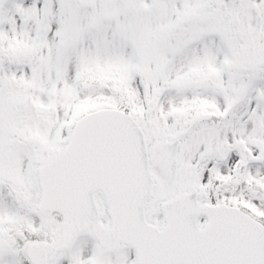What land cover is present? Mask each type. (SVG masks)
<instances>
[{
    "label": "snow or ice",
    "instance_id": "snow-or-ice-1",
    "mask_svg": "<svg viewBox=\"0 0 264 264\" xmlns=\"http://www.w3.org/2000/svg\"><path fill=\"white\" fill-rule=\"evenodd\" d=\"M0 264H264V0H0Z\"/></svg>",
    "mask_w": 264,
    "mask_h": 264
}]
</instances>
